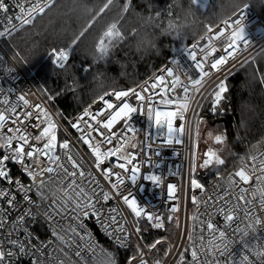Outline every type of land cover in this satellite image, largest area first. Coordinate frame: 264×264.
<instances>
[{"label": "snow or ice", "instance_id": "obj_1", "mask_svg": "<svg viewBox=\"0 0 264 264\" xmlns=\"http://www.w3.org/2000/svg\"><path fill=\"white\" fill-rule=\"evenodd\" d=\"M111 2L112 0H106L96 16L104 13ZM191 2L196 4L198 0H191ZM52 3L53 0H42V2L31 4L26 8L25 4L16 3V0H13L14 6L19 9L13 16L9 14L8 3H5V0H0V13L3 14V18L0 19V24L3 25L0 28V39H5L8 44L15 46V34L19 33L24 26L32 24L36 15L43 14L46 9L52 6ZM128 7L129 4L126 3L122 10L127 11ZM14 20L17 23H14ZM94 21L95 17L65 45L51 49L50 55L53 57V64L65 74L66 82L68 77L72 75V53L79 47L82 37L92 27ZM235 23H239V21L236 20ZM212 31V28H208V32ZM224 32L225 28L221 27L215 35L222 36ZM121 35L117 22L109 24L94 44L96 56L92 57V62L95 63L98 59L107 57L109 44L105 43L106 38L111 42L113 37L120 38ZM212 39L211 36L207 37L208 42L200 47L199 51L202 54L200 59L197 56L196 45H193V49L189 54L190 58L195 61V68L199 76L208 78L209 86H214L212 111L216 112V105L222 101L224 94L229 91L222 73L227 66L228 59H235V54L238 51L236 45L244 38L241 31L234 32L230 42L227 43L224 49V54L219 55V58L213 55L217 52V49L212 47ZM210 57L209 70L206 71L205 65L209 64ZM14 58L23 59L18 51L14 52ZM3 60V55H0V62H3ZM172 63L178 65L176 61H172ZM88 70L85 68V71ZM161 71L166 72L167 78L171 81V87L167 86L169 79H166L165 75L157 74L151 81H145L142 85L137 84L136 88L114 89L111 93L105 91L99 95V100L102 102L99 109L93 112L92 105H89L83 109L81 115L68 121L70 127L79 134L75 140H72L69 136L68 126L63 129L65 138L62 141L58 140L60 124L54 120L53 116H61V113L56 112L53 114L48 108L41 106L39 103L30 105L23 94L17 97L18 101L23 102L24 110L21 112L18 110L20 107L18 103L10 101L7 96L0 92V105L4 106L3 109H0V183L7 184L6 187H0V201L7 205V207L0 205V229L8 223L11 212H18L15 218L11 219L10 230L7 233L9 247H5L0 242V264H13V258L17 255L37 256L32 264H44L40 257L44 255L45 241L38 235L34 238L33 233L25 227L26 217L32 215L31 209L25 207V205L33 204L30 193L33 192L34 185L53 179L60 182L64 193L63 197L58 199L60 202L59 210H67L69 204H71L74 221L82 222L84 218L95 216L97 222L105 228L106 234L110 237L114 236L115 242L122 248H128L130 239L136 236L137 242L133 249V255L128 257L127 264H148L144 249L146 248L148 252H152L162 241L155 239L142 247L139 241L143 237L146 228H141L140 220H146L154 229H161L165 228V219L140 207L134 197L130 198L131 193L125 195L124 188L127 187L126 180L135 184L139 178L141 168L138 163V154L140 152L148 149L155 151L156 155L160 153L159 147L153 150L150 143L145 144L136 139L139 130L130 121L134 113L139 111L143 114L146 106L147 119L154 121L157 135L161 133V130L166 129V132L162 131L163 136L166 137V143L169 145L173 143L180 144L182 143L181 137L185 132V126L181 123L179 127H176L175 121L183 122L185 113L190 109V87L182 83L181 78L176 75L172 67H167ZM187 80L195 87L196 92L199 93L203 88L204 81L202 79H193L188 75ZM261 83H264V78L261 79ZM65 87L67 89L71 86L66 83ZM178 87L183 89V97H171L169 94L176 92ZM137 88L140 90H137ZM8 92L11 93L12 89H9ZM57 95L59 93L55 95L47 94V99L54 101ZM133 97L135 104L133 103ZM154 105L162 107H154ZM33 107L36 111L31 110ZM84 117L88 118L85 120L87 131L79 126L81 119ZM64 119H67V117H64ZM33 120L36 123H32ZM26 121L28 123H25ZM121 121H123L121 131L119 133L113 131L114 126ZM28 124H31L32 128L37 130L36 134L28 130ZM93 133L96 135L94 136ZM127 133L132 135L128 136ZM145 137L148 138L147 133H145ZM214 139L218 144H222L225 142V135L223 133L217 134ZM78 142L87 145L90 151L91 164L87 171L84 170L86 163L84 156L88 153L82 154L77 150L76 144ZM102 145L113 146L101 150ZM57 149H59V154ZM129 149L137 151H129ZM145 159H147V153H145ZM250 159L255 162L257 157L251 156ZM9 162L13 165H19L20 174L15 178L11 174V168L8 166ZM213 164L226 166L224 159L216 151L209 148L204 153L203 162L198 167L208 168ZM196 170L197 160L195 154H193L190 171L194 174ZM97 173L106 183H101V180L97 178ZM257 173L259 174L257 175ZM253 176H255L257 186H259L256 189L259 192V211L264 213V159H261L259 167L255 163L251 167L242 165L237 171L229 174L228 187L236 186L235 178L237 177L239 181L248 184ZM23 177H27L31 183L27 185L23 183ZM217 178H219V172H217ZM143 179L162 184V177L155 174H145ZM85 180L88 182V187L83 185ZM66 181L67 185L64 187ZM190 185L194 190L203 191L204 189V185L198 182L196 178L190 180ZM216 187H219V185H216ZM69 189L71 192H69ZM174 189L175 185L173 183L167 184V193L170 199L175 198L173 196ZM245 192L246 189L240 188L239 196L234 197V199H237L235 208L231 207L227 200L222 206L213 208L215 213L222 216L223 228L218 227L212 221L211 215L206 222H201V233L204 231L203 225L206 223V229L210 236L207 243L204 242L203 235L199 233L195 236L200 243H195L193 230H187V239L192 246L191 260H186V251L179 252L175 264H208L207 259L201 260L199 258L201 255H212L215 258V264H237V261L232 257L231 245L233 240L229 237L228 229L231 228L232 222L240 219L238 213L243 212L244 220L248 221L245 230L255 231L256 225L264 224V219L256 215V205L252 199L245 196ZM35 194L37 195L36 189ZM116 198L122 201L133 218L131 229L127 227V217L122 212L119 213V217L116 215L118 213L116 207H110L107 215L102 216V210L105 206ZM220 199H223V197H220ZM55 202L56 200H54ZM192 203L193 205L197 204L195 195L192 196ZM205 204L211 206L207 202ZM177 211V207L171 208V213H177ZM192 219L195 220L196 218L193 217ZM166 220L169 223L175 221L176 226L179 227L177 217L170 214L167 215ZM111 225H115V231L108 232V227ZM77 226L82 227V225ZM21 231L23 232V239L20 237ZM72 231L75 233V228ZM84 231L87 234L86 230ZM232 231L240 233L242 229L237 224V227ZM13 232L17 234L16 238H11ZM52 235L58 239H63L55 227L52 228ZM77 235L79 234L77 233ZM164 239L167 240V238ZM48 243L50 244L51 241H48ZM81 247L83 248V245ZM14 249L18 251H14ZM205 249H207V252ZM244 249L246 254L243 255L239 264H253V259L249 255L250 246L247 242L244 244ZM170 253L171 246L164 251V256L167 257ZM254 255L257 258V264H264V249L255 252ZM76 256L80 257L81 252L77 251ZM107 256V264H115L114 255L107 253ZM219 257H226V259L221 260ZM153 264H161V261L155 260Z\"/></svg>", "mask_w": 264, "mask_h": 264}, {"label": "built area", "instance_id": "obj_2", "mask_svg": "<svg viewBox=\"0 0 264 264\" xmlns=\"http://www.w3.org/2000/svg\"><path fill=\"white\" fill-rule=\"evenodd\" d=\"M55 1L56 0H53V3ZM37 2H42V0H16V3L25 4L26 8ZM5 3H8L9 5L10 15L14 16L19 11V9L14 6L13 0H5ZM39 15L41 14L36 15L35 18H37ZM2 18L3 14L0 13V19ZM236 20H238L239 23H235ZM13 22L17 23L15 20ZM228 22L229 24L227 25ZM2 27L3 25L0 24V28ZM221 27L225 28L224 34L222 36H216L215 33L219 32ZM208 28H212L213 31L208 32ZM237 31H241L244 39L236 45L238 51L235 54V59H228L227 66L224 68L222 75L225 81H227L230 76L238 72L244 65L251 62L255 57L264 51V22L262 18L256 13V11L249 5L241 6L231 13L227 18L215 25H207L203 35H201L183 50L170 57L160 68L138 83L142 85L145 81H151V79L157 74H163L165 75L166 79H169L166 76V72H162L161 70L167 67H172L176 75L181 78L182 83L185 85L187 84L191 89L189 95L190 109L185 113V120L183 122L179 120L175 121L176 127H179L181 123H183L185 126V132L181 137L182 143H173L171 145L167 144L166 137L163 136L162 132H166V129L161 130V133L157 135V129L155 127L154 121L147 119L146 106L143 114L139 111L134 113L130 121V123L139 130L136 139L142 141L145 144L150 143L153 150L159 147L160 154L156 155L155 151H150L148 149H145L144 152H140L138 154V163L141 168L139 178L135 184H132L131 181L126 180L127 187L124 188V193L125 195L131 193L132 195L130 198L134 197L140 207L144 208L147 212H150L153 215H160L165 219V222L167 215L170 214L174 217H177L179 220V227L176 226V234L174 239L171 242L162 241L161 243L164 244L165 250L171 246V253L169 256L165 257L163 252L160 258L156 257V260H160L161 264H175V260H178V253L184 252L185 249L188 250L187 260L190 261L192 246L187 239V230H193L195 243H200V241L196 239L195 236L197 233L203 235L204 242L207 243V241L210 240V236L206 229V223L203 225L204 231L201 233V222H206L211 215L212 221L218 227L223 228V218L220 214L215 213L213 208L215 206H222L225 203V200L229 202L231 207L235 208L237 199H234V197L239 196L240 188L246 189L245 196L252 199L256 205V215L264 219V213L259 211V192L256 191L257 187L259 186L256 184L255 176L249 180L248 184H244L243 182L239 181V178L237 177L235 178L236 186L228 187L229 174L237 171L242 165L251 167L252 164L255 163L257 167L260 166L261 159H264V146L251 155L257 157L255 162H253L250 159L251 156H249L246 160H243L238 164L236 170L225 175H221L219 173V178H217V172H214L212 176L205 180V182H200L196 178L195 173L193 174L190 171L193 154H195V157L197 158V127L199 115L205 101L209 96L212 95L214 86H209L208 78H201L199 76V73L195 68V61L190 58L189 52L193 49V45H196L197 56L198 59H200L202 54L200 53L199 49L208 42L207 37L211 36L213 37L211 40V45L217 49V52L213 55L216 58H219V55L224 54V49L227 43L230 42L232 34ZM2 40L4 39H0V55H3L4 60L3 62H0V92L7 96L10 101L18 103L20 105L18 110L21 112L24 110L23 102L17 100V97H19L21 94L25 95V98L29 101L30 105L39 103L41 106L46 107L51 111L46 100L31 83V76L24 74L4 49ZM210 60L211 57L209 58V64L205 65L206 71L209 70ZM172 61H176L178 65L173 64ZM51 62L53 64L52 56ZM53 66L55 65L53 64ZM188 75L193 79H202L204 81L202 85L203 88L199 93L196 92L195 87L192 86L187 80ZM136 86L137 85H135L133 88H136ZM167 86L171 87L170 79ZM9 89H12L11 93L8 92ZM137 90L140 89L137 88ZM112 91L113 90H109L107 92L111 93ZM169 95L173 98L183 97V89L178 87L176 92H172ZM112 99H114V97H112ZM94 101L85 106L88 107L89 105H92L93 112L99 109L102 103L99 100V97H97ZM133 103L135 104L134 97ZM3 107V105H0V109H3ZM154 107L162 106L154 105ZM83 109L69 118L65 125L61 124L55 115L53 116L54 120L60 124V128L58 129V140L62 141L65 138V133L63 131L65 126H68L69 136L72 138V140H75L79 134L70 127L68 121L74 119L78 115H81ZM31 110L36 111L34 107ZM87 119V117L82 118L79 125L85 131H87V126L85 124V120ZM25 123L28 122L26 121ZM32 123H36V121L33 120ZM122 126L123 121L115 125L113 131L119 133L122 129ZM21 127H23V125H21ZM28 130L33 134H36L37 132L36 129L32 128L31 124H28ZM145 133L148 134L147 139L145 137ZM93 135L95 136L96 134L93 133ZM126 135L131 136L132 134L127 133ZM111 146L113 145H102L101 150H106L107 147ZM76 147L77 150L82 154L88 153V155L84 156L86 161L84 170L87 171L91 164L90 151L87 145H83L82 142H78ZM129 151L137 150L129 149ZM57 152L59 154V149H57ZM145 153H147V159H145ZM8 166L11 168V174L14 178L20 174L19 165H13L9 162ZM117 170L119 171V169ZM93 171L95 172L94 169ZM148 173L161 176L162 184H156L152 181L143 179V176ZM258 174L259 173H257V175ZM96 175L97 178L101 180V183H106L98 173ZM192 178H196L198 182L204 185L203 191L198 189L194 190L191 188L190 180ZM23 183L27 185L31 182L27 177H23ZM168 183H173L175 185L173 192V196L175 197L174 199H170L168 197ZM66 185L67 181L65 182L64 187H66ZM83 185L88 187L87 180L83 182ZM216 185H219V187H216ZM6 186V183H0V187ZM35 189L37 195L35 194ZM69 192H71L70 189ZM63 195L64 193L62 192V185L59 181H56L55 179L47 180L44 183H38L33 186V192L30 193L33 204L25 205V207L31 209L32 213L31 216L26 217L25 227H27L29 231L33 233L34 238L38 235L45 241L44 255L40 257L44 264H107V253H112L114 255L115 264H117L114 251H126L128 249L133 251L137 242L136 236H133L130 239L128 248H122L115 242L114 236L110 237L106 234L105 228L97 222V218L95 216L84 218L82 222L74 221V214L71 211V204H69L67 210H59L60 202L58 199L62 198ZM193 195L197 197L196 205H193L192 203ZM220 197H223V199H220ZM54 200H56L55 203ZM205 202L211 206H206ZM0 205L7 207V205L2 201H0ZM110 207H116L118 209V213L116 214L118 217L119 213L121 212L127 217V227L131 229L133 218L129 214V210L122 203V201H120L118 198L110 201L102 210V216L107 215L108 209ZM172 207H177V213H171ZM17 214L18 212H11L9 214L8 223L4 228L0 229V242H2L5 247H9L7 244V233L10 230L11 219L15 218ZM238 215L240 219L232 222L231 228L228 229L229 237L233 240L231 245L232 257L235 261H237V264H239V261L242 260L243 255L246 254L244 244L247 242L250 246L249 255L253 259V264H257V258L254 253L264 249V224L256 225L255 231L250 229L245 230V226L248 221L244 220L243 212H239ZM193 217L196 219L193 220ZM237 224H239L240 228L242 229V232L240 233L232 231L237 227ZM77 225H82V227ZM140 226L142 229L146 228V231L143 232V237L139 241L143 247L145 244H147L146 239L150 232L158 231L160 229L152 228L151 225L148 224L144 219L140 220ZM53 227L56 228L57 232L61 237H63V239H58L52 235ZM73 228H75V233L72 231ZM84 230H86L87 234H85ZM113 231H115V225L108 227V232ZM77 233L79 235H77ZM16 235L17 234L13 232L11 238H16ZM20 237L23 239L22 231L20 233ZM81 237H83V239H81ZM89 237H91V239H89ZM48 241H51V243L49 244ZM82 245L83 248L81 247ZM159 246L160 245H157V248ZM144 250L146 253L145 259L148 261V264H153L152 253L155 252V250L152 252H148L146 248ZM14 251L18 250L14 249ZM77 251L81 252L80 257L76 256ZM205 251L207 252V249H205ZM199 258L201 260L207 259L208 264H215V258L212 255H201ZM219 258L221 260L226 259V257ZM34 259H37V256L17 255L13 258V264H32Z\"/></svg>", "mask_w": 264, "mask_h": 264}, {"label": "trees", "instance_id": "obj_3", "mask_svg": "<svg viewBox=\"0 0 264 264\" xmlns=\"http://www.w3.org/2000/svg\"><path fill=\"white\" fill-rule=\"evenodd\" d=\"M106 0H57L45 12L16 35L14 45L2 40V45L13 62L26 75L35 71L31 83L46 100L61 124L94 101L105 91L134 87L160 68L170 57L183 50L203 35L207 25H215L243 5H250L264 22V0H209L205 9L191 0H112L109 8L96 16ZM129 4L127 11L123 6ZM92 27L82 37L72 53V75L52 65L47 54L53 47L65 45L89 21ZM118 23L121 37H113L106 58L92 62L96 56L94 44L111 23ZM18 51L23 57L14 58ZM85 68L89 69L85 71ZM264 51L238 72L230 76L228 92L213 112L212 95L205 101L197 127L196 178L205 182L214 172L225 175L236 170L264 146ZM75 81V82H74ZM66 83L70 88L65 87ZM59 93L54 101L47 94ZM67 117V119H64ZM199 126L201 130L199 131ZM205 130H202V128ZM225 135L218 144L214 137ZM202 136V138H200ZM217 152L226 166L216 165L211 170L199 168L204 153ZM176 234L175 221L165 222V228L150 232L147 243L155 239L171 242ZM164 238H167L165 240ZM164 244L152 253V261L161 257ZM186 251V260L188 250ZM184 251V252H185ZM117 264H127L133 251H114Z\"/></svg>", "mask_w": 264, "mask_h": 264}, {"label": "rangeland", "instance_id": "obj_4", "mask_svg": "<svg viewBox=\"0 0 264 264\" xmlns=\"http://www.w3.org/2000/svg\"><path fill=\"white\" fill-rule=\"evenodd\" d=\"M26 26H27V25H26ZM24 27H25V26H24ZM4 40H5V39H4ZM4 40H3V41H4ZM49 53H50V52H49ZM49 53L47 54V57L51 60V58H50L51 56L49 55ZM48 55H49L50 57H49ZM51 63H52V62H51ZM52 65H53V64H52ZM29 75H30L31 77H34V75H35V71H31ZM200 130H201V126H199V131H200ZM202 130H205V128L203 127ZM200 138H202V136H200ZM215 167H216V165L213 164L211 170H213ZM161 241H164V240H161ZM155 260H156V259H155Z\"/></svg>", "mask_w": 264, "mask_h": 264}, {"label": "water", "instance_id": "obj_5", "mask_svg": "<svg viewBox=\"0 0 264 264\" xmlns=\"http://www.w3.org/2000/svg\"><path fill=\"white\" fill-rule=\"evenodd\" d=\"M209 0H198L196 5L200 6V8L205 9Z\"/></svg>", "mask_w": 264, "mask_h": 264}, {"label": "bare ground", "instance_id": "obj_6", "mask_svg": "<svg viewBox=\"0 0 264 264\" xmlns=\"http://www.w3.org/2000/svg\"><path fill=\"white\" fill-rule=\"evenodd\" d=\"M57 1V0H56ZM250 6V5H249ZM49 9V8H48ZM258 14V13H257ZM49 56V55H48ZM50 57V56H49ZM51 58V57H50ZM30 76V75H29ZM198 152V151H197ZM255 153V152H254Z\"/></svg>", "mask_w": 264, "mask_h": 264}]
</instances>
